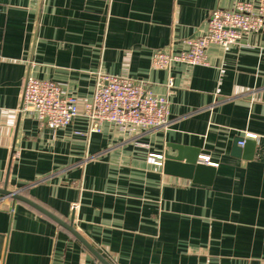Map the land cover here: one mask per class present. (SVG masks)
<instances>
[{"label":"crops","instance_id":"obj_1","mask_svg":"<svg viewBox=\"0 0 264 264\" xmlns=\"http://www.w3.org/2000/svg\"><path fill=\"white\" fill-rule=\"evenodd\" d=\"M243 2L259 0H0V189L72 224L109 264H264V37L211 45L205 66L152 67L155 51H184L214 11ZM99 74L160 97L172 78L168 128L90 133L84 109ZM28 77L77 98L70 126L53 131L21 110ZM247 135L251 160L239 146ZM169 145L209 158L213 185L166 175L151 156ZM0 264L103 263L0 194Z\"/></svg>","mask_w":264,"mask_h":264},{"label":"built area","instance_id":"obj_2","mask_svg":"<svg viewBox=\"0 0 264 264\" xmlns=\"http://www.w3.org/2000/svg\"><path fill=\"white\" fill-rule=\"evenodd\" d=\"M251 34L264 37V0H259L258 5L243 2L231 10L214 11L206 31L187 39L184 51H155L152 67L169 70L174 64L205 66L207 49L211 45L224 48L239 45L245 36ZM173 88L174 80L170 78L168 96L160 97L143 82L99 74L93 100L84 109L90 133L100 132L103 123L113 124L130 135L143 130H166L170 123L169 96ZM21 110L34 115L53 131L70 126L79 115L77 98L67 94L61 84L32 77L26 81ZM248 139L256 140V136L247 135L239 146L244 147ZM151 158L163 165V155H152ZM201 161L213 165L207 157H201ZM73 209L77 210L78 205H74Z\"/></svg>","mask_w":264,"mask_h":264},{"label":"water","instance_id":"obj_3","mask_svg":"<svg viewBox=\"0 0 264 264\" xmlns=\"http://www.w3.org/2000/svg\"><path fill=\"white\" fill-rule=\"evenodd\" d=\"M256 141L254 139H248L244 145V158L251 160L254 156L256 149ZM172 153L167 152L164 155L163 169L166 175L175 176L183 179L191 180L195 184L211 186L213 185L216 167L214 165H207L200 159V152L188 147L179 145H169ZM0 194L11 198L15 201H23L35 208L42 214L46 215L59 225L70 231L77 239H79L85 247L90 250L103 264H109L83 237H81L74 229L73 225L64 223L59 218L39 206L38 204L24 198L18 192H10L7 189H0ZM74 220V217L72 218Z\"/></svg>","mask_w":264,"mask_h":264}]
</instances>
